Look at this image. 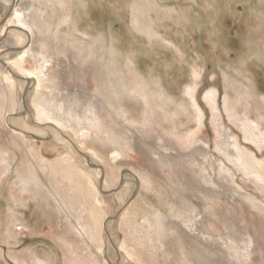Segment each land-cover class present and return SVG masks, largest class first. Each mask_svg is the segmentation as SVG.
Returning <instances> with one entry per match:
<instances>
[{"label":"bare ground","instance_id":"1","mask_svg":"<svg viewBox=\"0 0 264 264\" xmlns=\"http://www.w3.org/2000/svg\"><path fill=\"white\" fill-rule=\"evenodd\" d=\"M0 1H2L8 16L10 15L9 18L11 17L10 24L0 28V46L9 44L8 48L0 51V123L9 132L7 139L0 140V199L2 200V205H0V243H3L4 239L8 242L11 234L25 228L19 219L11 221L12 223H4L2 215L5 211L8 216L13 215L11 210L20 207L21 195L26 193L31 194L34 199H38L42 203L45 211H48L46 213L50 221L51 219L56 221L54 224L59 230L55 232L54 241L64 252L62 264H79L72 251L71 242L75 248H79L80 243H83L87 249L85 255L94 256L95 264H108L104 256L105 246L102 234L104 229L102 219L107 216L104 213L105 201L91 177L81 174L75 168L73 158H71L72 161L69 160L70 162L65 161V157L56 162L43 161L42 169L47 172V176L39 171H33L36 165H28L26 159L27 156L30 158L41 157L43 155L42 147L47 145L52 148L53 141L59 142L57 136H64L68 130L85 136L87 133L84 131L85 129H92V126L99 125L105 128L106 136L101 137L96 134L102 143L112 145L114 142L120 143L119 145L124 146L125 150L137 152L145 161L162 168V171L163 167H168L170 170L175 167L176 171L180 173L183 171L182 169L192 168L188 162L189 159H196L201 167L207 170L210 177L208 180L202 181L191 172L185 179L187 182H175L173 179L178 185L176 189L164 188L157 194L159 197L155 203L152 202L154 200L146 196L140 198L141 193H137L129 203L127 213L123 217L122 225H133L127 232L128 234L126 233L127 240L119 246L122 252H127L129 257L133 255L132 252L127 251L126 247L129 238L128 247L130 248L148 244L153 239L160 244L161 253L168 251L178 255L185 254L187 258H190L192 264H212L217 260L224 264H238L233 251L228 247L226 249H220L219 246L210 248L199 241L201 235L205 238L210 237L207 231L201 230V222L208 217H214L216 211L210 205L208 197L216 198L217 195H222L221 199H231L232 202L237 199L240 201L250 200L249 196L243 194L244 192L234 190L231 184L233 181L228 178L232 177L231 172L223 166L224 164L221 166L217 159L216 163L209 159L208 147L204 144H196L188 152L183 151L177 137H173L170 133V136L173 137L170 138L165 133L160 116L157 121L162 125V129L158 128L159 124H156L155 119L149 114L144 115L145 124L125 123L117 110L118 107L123 106L127 99L134 95L138 97L151 90V87L157 83L154 74L144 75L136 69L135 60L132 61L133 56L127 58L128 60L124 61V64L121 63L122 54L121 51L119 52L117 44L119 41L116 39L111 38L109 40L111 43L107 45L101 37H91L88 38L89 40L79 37L76 23L80 18L86 19L85 5L78 6L73 3V0H63V11H66L63 16L67 14L66 17H69L66 20V17L57 18L56 15H52V9H46L44 14L39 15L36 2L38 0ZM39 1L43 2L44 0ZM138 1L132 3L133 27L139 34L147 36V42L150 45L156 39L155 28L157 26L167 25V21L178 24L184 18L186 22V14H178L172 8L161 7L155 0H144V4ZM48 7L51 8V6ZM113 41H116V44H113ZM27 61L39 62V65L34 69H27L24 67ZM86 65L90 66V70L86 68ZM81 77L94 80L92 92L73 87L72 79ZM15 80L20 83L21 92L20 98L18 97L20 99L18 108L15 104L17 95L13 91ZM23 85L29 90H23ZM50 88H52L51 91ZM237 89L241 94L246 91L242 86ZM32 95L34 96L31 101L30 96ZM251 100L252 102L249 104L251 112L254 111L256 116L264 117V99L255 96ZM236 120V124L243 131L246 140L264 147V133L260 132L256 123L249 122L243 116ZM152 121L154 124H151ZM30 123L43 126L38 127V135L35 136V138L46 140L45 143L42 142L43 146L35 144L34 137L28 138L24 135L25 132L32 131ZM226 137L227 140L221 142L217 149L230 158L229 162L248 181L264 183V166L260 173L259 169L246 165L245 161L243 162L245 158L251 161L256 158L239 145V139L237 141L230 132ZM80 143L82 142L80 141ZM11 147L14 149L12 150ZM229 149H235L236 152L232 153ZM122 152L119 148L112 151L109 158L111 166L114 165L116 158L123 154ZM20 154L21 157H19ZM93 154L99 158L103 157L97 151H93ZM192 160L191 162H193ZM95 165L96 167L91 169L98 177V174H102V169L97 164ZM218 169L223 170L224 177L226 173L227 179L219 174ZM115 171L117 173L112 171V177L116 176L118 179L122 172L119 169ZM48 176L69 182L65 189H58L52 187L53 183H49ZM133 177L134 182H137L135 186L140 187L145 183L144 174H139V170L138 176L134 175ZM207 182L209 185L220 187L227 185L228 189L216 192L206 185ZM9 183L13 189L12 192L6 186ZM252 183L254 182L252 181ZM5 189L8 190L5 191ZM229 194L233 195L228 196ZM65 202H71V204L66 205ZM160 202L164 204L169 202L171 205L168 209L163 210L162 207L165 206ZM255 204L257 210L264 211L263 202L256 201ZM224 213L226 215L225 211ZM12 217L9 219L11 220ZM226 222L228 231L236 230L237 226L233 220L226 219ZM138 225L143 229H139ZM69 226L75 227L80 234L67 242L65 237H67L66 233L70 232ZM4 227H6L4 232L8 235H1ZM228 236L227 233L225 238H229ZM240 237L238 238L240 239ZM14 241L16 240L14 239ZM255 243L254 239L248 237L247 244L250 248L254 247ZM35 256V251L28 249L16 254V258L23 260L22 262L28 260L32 261V264L53 263L51 260L53 258H50L48 254L41 255L42 259ZM53 257L55 258V256Z\"/></svg>","mask_w":264,"mask_h":264},{"label":"rangeland","instance_id":"2","mask_svg":"<svg viewBox=\"0 0 264 264\" xmlns=\"http://www.w3.org/2000/svg\"><path fill=\"white\" fill-rule=\"evenodd\" d=\"M135 1L138 0H73V3L78 6L85 5L87 11L86 19L80 18L76 23L79 33L77 35L85 39L101 37L107 45L111 43L109 41L111 38L118 40L119 46H117L122 54L121 63L124 64V61L128 60L127 58L133 56L132 61L135 60L136 69L144 75L154 74V78L157 79V83L151 87L152 89L142 94L144 96L134 95L135 97L127 99L125 105L117 108L125 123L145 124L144 115L149 114L155 119L156 124H159V129H162L163 125L165 133L170 138L172 137L170 133L173 137H177L183 151L188 152L196 144L206 145L209 159L215 161L214 163L218 161L221 166L224 164L223 166L231 172L232 177L228 178L233 181L231 184L234 190L244 192L243 194L250 197V200L240 201L237 199L233 202L231 199H221L222 195H217L216 198L208 197L210 205L216 211L213 219L208 217L201 222V230L207 231L210 237L205 238L201 235L199 241L210 248L219 246L220 249H226L228 247L233 251L238 264H264V211L257 210L255 204L256 201L264 203V183L248 181L229 162L230 158L217 149L221 142L227 140V133L230 132L237 141L239 139V145L256 158L254 161L245 158L243 162L245 161L244 163L249 167L259 169L260 173L263 170L264 147L245 139L243 131L236 124V118L245 117L249 122L256 123L260 132L264 133V117L256 116L254 111L251 112L249 109L252 97L258 96L264 99V0H246V2L245 0H155L161 7L172 8L178 14H186V22L184 18L178 24L167 21V25L157 26L155 28L157 36L151 45L147 42V36L139 34L133 27L134 16L131 14H133L132 3ZM36 2L39 15L44 14L46 9H52V15H56L57 18H65L67 15L63 16L66 12L63 11V0H44L43 2L38 0ZM138 2L144 4V0ZM9 16L0 1V28L10 24L11 17L9 18ZM68 19L69 17H66V20ZM112 43L116 44V41ZM8 47L9 44L0 46V51L2 52V49ZM38 65L39 62L27 61L24 67L34 69ZM86 68L90 70L89 65H86ZM14 83L13 91L17 95L15 104L18 108L20 106V99H18L21 93L20 83L18 80H15ZM72 83L73 87H79L88 92L94 90V80L91 78H73ZM241 86L243 90L246 89V91L244 90L246 94L245 92L241 94L237 89ZM22 89L29 90L24 85ZM33 96H30L31 101ZM159 116L163 121L162 125L157 121ZM151 124H154L153 121ZM30 125L32 131H27L24 135L28 138H35L38 135V127L43 126L33 123ZM84 131L87 132L84 133L85 136L69 130L66 131L67 133L64 132V136L58 135L59 142L53 141L52 148L42 145V142L45 143L46 140L35 138L34 143L43 146V155L41 157L34 156V158L27 156V164H35L36 168L33 171H39L47 176V172L42 169L43 161L56 162L65 157V161L68 162L73 158L75 168L81 174L91 177L105 201L104 213L107 216L102 219V223H104L102 234L105 246L104 256L108 264H190L191 260L185 254L178 255L168 251L161 253L160 244L153 239L148 244L130 248L128 247L129 238L126 247L127 251L132 252L133 257H129L127 252L123 251V253L119 246L127 240L126 233L133 225H122L123 217L127 213L129 203L137 193H141L140 198L146 196L154 200L152 202L155 203L160 191L164 188L176 189L178 185L175 182H187L185 179L191 172L202 181L208 180L210 177L207 170L201 167L196 159H189L188 162L192 168L182 169L184 173L183 171L179 173L175 167L171 170L168 167H163L162 171V168L145 161L137 152L125 150L124 146L119 145L120 143L114 142L113 145L102 143L96 134L101 137L106 136L103 126L94 125L92 129ZM8 133L5 126L0 123V140L7 139ZM115 148H119L123 154L116 158L114 165L111 166L109 158ZM11 149L14 148L11 147ZM92 149L104 158L94 156ZM229 150L232 153L236 152L235 149ZM95 164L102 169L104 176L98 174L97 177L92 172L91 168L96 167ZM118 169L122 173L116 179V176L112 177V171L117 173L115 170ZM138 170L139 174H144L145 177V183L140 187L135 186L137 182H134L133 177L134 175L138 176ZM218 172L224 177L223 170L218 169ZM224 178H226V173ZM68 182L51 177L49 183H53L52 187L65 189ZM208 183L206 185L216 192L228 189L227 185L220 187ZM6 186L12 192L10 183ZM230 195L233 194L228 196ZM118 199L121 202H118ZM65 204L70 205L71 202H65ZM161 204L165 206L162 207L163 210L168 209L171 205L169 202ZM0 205H2L1 199ZM19 206L16 207L18 209L11 210L13 215L8 216L6 211L2 215L4 223H12L11 221L19 219L25 228L11 236L9 234V243L5 239L3 243H0V264H31L28 260L22 262L23 260L16 258L17 253L27 249L34 250L37 258L42 259L41 255L48 254L50 258H53L51 259L52 264H62L64 252L54 241L55 232L59 230L55 225L56 221L53 219L50 221L46 213L48 211H45L42 203L38 199H34L31 194H22ZM10 217H12L11 220ZM226 219H231L236 223V230H227ZM139 229H143L142 226ZM5 230L6 227L2 230L1 235H8L4 232ZM68 230L70 232L68 231L69 233H66L67 237H65L67 242L80 234L79 230L73 226H69ZM227 233L229 238H225ZM248 237L256 242L252 248L247 244ZM11 243L13 244L11 245ZM71 247L79 264H95L94 256L85 255L87 249L83 243H80L79 248H75L71 242ZM214 263L224 264L220 260L212 264Z\"/></svg>","mask_w":264,"mask_h":264},{"label":"crops","instance_id":"3","mask_svg":"<svg viewBox=\"0 0 264 264\" xmlns=\"http://www.w3.org/2000/svg\"><path fill=\"white\" fill-rule=\"evenodd\" d=\"M32 264V261H29Z\"/></svg>","mask_w":264,"mask_h":264}]
</instances>
